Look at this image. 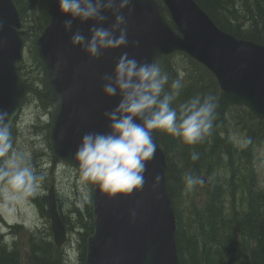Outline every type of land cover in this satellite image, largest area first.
<instances>
[{
    "label": "water",
    "instance_id": "water-1",
    "mask_svg": "<svg viewBox=\"0 0 264 264\" xmlns=\"http://www.w3.org/2000/svg\"><path fill=\"white\" fill-rule=\"evenodd\" d=\"M162 1L177 32L156 0H134L128 19V46L107 50L98 60H90L70 44L71 33L62 28L68 18L60 14L57 0H53L51 19L36 45L45 70L51 107L49 141L56 160L79 171L73 157L82 136L107 131L103 113L114 108L119 98L102 94V77L112 72L123 52L150 63L160 54L186 53L213 73L226 99L264 120V46L220 31L193 0ZM0 20V110L11 113L12 123L28 90L16 66L22 58L25 33L20 30L13 0H0ZM111 22L109 16L108 24ZM90 27L91 23H73V31L79 29L85 35ZM153 138L156 142V133ZM166 171L165 156L157 145L146 166L142 189L109 197L87 181L92 186L93 230L86 240L85 264H179ZM157 175L161 180L154 186ZM48 207L54 243L60 247L66 234L52 191Z\"/></svg>",
    "mask_w": 264,
    "mask_h": 264
},
{
    "label": "trees",
    "instance_id": "trees-1",
    "mask_svg": "<svg viewBox=\"0 0 264 264\" xmlns=\"http://www.w3.org/2000/svg\"><path fill=\"white\" fill-rule=\"evenodd\" d=\"M194 1L222 31L264 45V0ZM14 2L24 26L35 39L48 23L51 0ZM163 12L166 13L164 8ZM32 48L35 50L34 41ZM34 61L41 72L35 74L23 69L20 75L30 86L31 96L39 109L45 111L49 102L44 73L35 54ZM154 63L169 76V84L175 79H180L183 84L174 107L198 94L211 93L217 101L212 132L203 142L187 145L163 131L157 136L166 157V188L176 219L175 242L180 264H264V187L259 185L252 165L255 150L264 149V121L254 118L243 107L231 105L220 92L214 76L185 54L159 56ZM230 128L242 133L237 143L239 147L231 138ZM11 130L15 136L18 129ZM192 151L199 153L198 161H191ZM235 158L239 161L236 162ZM222 166L232 173L224 184L212 177ZM190 170L199 177H207L209 187L199 184L188 191L182 177ZM241 172L245 173L241 176ZM34 202L41 218H48L46 196ZM65 209L67 217L61 219L67 230L74 228L79 232V260L84 264L85 239L92 231L90 205L83 210L81 207L77 209L73 203ZM11 228L15 236L9 247L0 239V264H23L21 235L27 245L29 264H44L43 260L45 264H65L64 251L56 248L50 232L44 234V240L50 247L51 258L39 251L45 243L36 239L39 236L36 229L31 232L18 224Z\"/></svg>",
    "mask_w": 264,
    "mask_h": 264
},
{
    "label": "clouds",
    "instance_id": "clouds-1",
    "mask_svg": "<svg viewBox=\"0 0 264 264\" xmlns=\"http://www.w3.org/2000/svg\"><path fill=\"white\" fill-rule=\"evenodd\" d=\"M57 4L60 14L68 18L62 28L71 33L70 44L90 60H98L107 50L128 46V19L134 0H57ZM77 21L91 23L87 35L79 29L73 31ZM102 81V94L109 99L118 97L119 102L103 113L107 131L85 133L73 159L81 178L109 197L143 188L146 166L157 151L154 133L163 131L187 145H196L212 132L216 97L198 94L174 107L183 84L180 79L169 84V76L154 62H141L123 52ZM11 120V113L0 110V194L19 202L33 195L45 176L37 174L26 154L14 146ZM190 159L198 161L199 153L192 151ZM182 179L188 191L202 183L191 170ZM160 180L157 175L154 186Z\"/></svg>",
    "mask_w": 264,
    "mask_h": 264
},
{
    "label": "rangeland",
    "instance_id": "rangeland-1",
    "mask_svg": "<svg viewBox=\"0 0 264 264\" xmlns=\"http://www.w3.org/2000/svg\"><path fill=\"white\" fill-rule=\"evenodd\" d=\"M28 43L32 44V37L30 36ZM28 47L30 48L31 45ZM29 53L26 47L24 51L25 62H27L26 68L29 71H33L35 74H39L41 68L38 69L35 66L32 54ZM48 114L49 113L46 112H40L36 103L27 102L22 108V112L18 118L17 126L19 128V133H15L13 139L14 146L26 154L27 162L36 170L37 174H43L45 179L33 195L26 197L22 201H9L3 194H0V229H2L1 227H5L2 230L3 232L11 233L6 223L9 225L19 223L23 224L26 228L32 229L37 225V234L52 233L50 231V216L42 219L40 210L33 202V197L34 200L38 202L41 198L45 197L46 194L48 195L50 186L53 188L56 198L59 199L57 206L62 219H66L67 217V210L65 209L67 205L70 206L76 201L80 202V204L84 203V205L90 203L91 188L76 170L67 165L63 166L57 163L53 165L50 161L52 155L46 140L47 131L45 130V125L49 121ZM230 135L231 138L233 137L235 146H237L236 144L242 138L241 131H234L230 128ZM235 161L238 162L239 160L235 158ZM46 163L47 165H45ZM252 165L258 176L259 185L264 187V149L259 148L255 150L252 157ZM51 168L53 172H50ZM244 173L245 172H241V176ZM212 177L213 180L216 179V181L224 184V180L230 179L232 173L230 174V170L226 166H222L218 168ZM235 179L236 177L234 175L233 180ZM43 185H45L44 188ZM241 196L242 194H240L239 197ZM227 206L229 207L230 204H227ZM83 209H85V207ZM44 214L45 213H43V215ZM73 221L74 219H72V226H74ZM0 239H4V234ZM20 239L22 240L20 242L22 263L29 264L26 258L27 245L24 244V236L21 235ZM80 242L81 238H79L77 229L71 228V230H67V239L61 247V250H64L65 253V264H81L79 260Z\"/></svg>",
    "mask_w": 264,
    "mask_h": 264
},
{
    "label": "bare ground",
    "instance_id": "bare-ground-1",
    "mask_svg": "<svg viewBox=\"0 0 264 264\" xmlns=\"http://www.w3.org/2000/svg\"><path fill=\"white\" fill-rule=\"evenodd\" d=\"M43 188H44V185H43ZM44 238H45V235L42 234V233H39V236L36 238V239L41 240L42 242L45 243V246L41 247L39 251H42V253L45 254V256L51 258L52 257V253H51L50 247L46 244V240H44ZM40 261H41V259H40ZM41 262L45 264L44 260L41 261Z\"/></svg>",
    "mask_w": 264,
    "mask_h": 264
}]
</instances>
